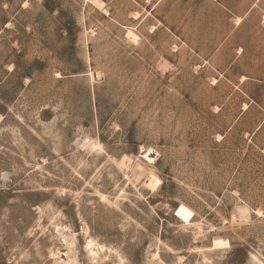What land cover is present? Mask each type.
I'll use <instances>...</instances> for the list:
<instances>
[{
  "label": "rangeland",
  "instance_id": "rangeland-1",
  "mask_svg": "<svg viewBox=\"0 0 264 264\" xmlns=\"http://www.w3.org/2000/svg\"><path fill=\"white\" fill-rule=\"evenodd\" d=\"M0 264H264V0H0Z\"/></svg>",
  "mask_w": 264,
  "mask_h": 264
},
{
  "label": "bare ground",
  "instance_id": "bare-ground-1",
  "mask_svg": "<svg viewBox=\"0 0 264 264\" xmlns=\"http://www.w3.org/2000/svg\"><path fill=\"white\" fill-rule=\"evenodd\" d=\"M91 2H93V3H96L97 2V0H90ZM240 21H241V18H239V17H237V18H235V23L236 24H239L240 23ZM154 28V27H153ZM127 36H128V38H130V40H132V41H136L137 40V37H136V35L130 30V29H128L127 30ZM96 77H98V74L96 75ZM92 78V77H91ZM93 79V78H92ZM95 79V78H94ZM242 79H244V78H242ZM88 244H91L90 242H88ZM97 248V247H96ZM102 248V247H101Z\"/></svg>",
  "mask_w": 264,
  "mask_h": 264
},
{
  "label": "crops",
  "instance_id": "crops-1",
  "mask_svg": "<svg viewBox=\"0 0 264 264\" xmlns=\"http://www.w3.org/2000/svg\"><path fill=\"white\" fill-rule=\"evenodd\" d=\"M219 3V2H218Z\"/></svg>",
  "mask_w": 264,
  "mask_h": 264
}]
</instances>
